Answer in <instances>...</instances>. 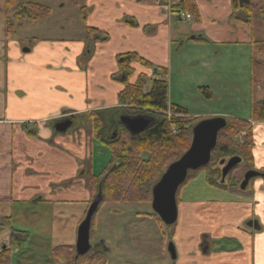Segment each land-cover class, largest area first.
<instances>
[{"label": "crops", "instance_id": "0c3cea01", "mask_svg": "<svg viewBox=\"0 0 264 264\" xmlns=\"http://www.w3.org/2000/svg\"><path fill=\"white\" fill-rule=\"evenodd\" d=\"M179 1L83 0L80 40L61 43L31 39L24 51L16 44L6 47L0 62V201L11 200V188L20 185L14 175L23 176L29 169H50L56 163L52 152L72 150L69 161L81 168L95 139L74 117L120 105L118 95L126 78L118 74L121 55L134 53L151 65L132 60L127 83L136 82L141 75L146 80L151 75L152 80L162 78L163 67L169 94L171 75L184 65V49L189 45L202 44L208 54L209 42L222 44L216 54H209L214 58L253 40V25L231 17L230 0H192L198 17L181 9L192 15L190 20L176 16L175 10L180 9L174 6ZM92 28L105 32L107 39H96L88 32ZM206 53L195 54L189 65L208 60ZM61 114L74 124L72 129L59 133L53 125L62 120ZM245 120L251 123L253 137L251 164L253 169L263 168L258 164L260 152L256 151L253 128L259 126L258 141H264V122L249 117ZM69 130L81 132L80 143L73 144ZM67 139L71 140L68 144L63 141ZM88 182L82 191L85 200L90 198ZM214 189L227 196L179 195L172 264H264V180L253 184L251 193ZM34 199L43 200L41 196ZM101 250L107 253L109 248L105 244Z\"/></svg>", "mask_w": 264, "mask_h": 264}, {"label": "rangeland", "instance_id": "374dc122", "mask_svg": "<svg viewBox=\"0 0 264 264\" xmlns=\"http://www.w3.org/2000/svg\"><path fill=\"white\" fill-rule=\"evenodd\" d=\"M26 2L45 5L49 7L50 14L37 20H23L9 32L5 29V19L11 17L19 7L16 5L7 9L4 0H0V62L9 44H16L20 51H24L31 44V39L61 43L80 40L83 0H19V3ZM252 35L250 44L233 47L224 55H216L214 58L209 57V54H216L222 44L219 46L209 42L208 54L202 44L186 47L184 65L171 75L169 102L185 108L194 117H250L253 104L264 100V54L257 51L253 42L264 35V0L254 1ZM202 53H206L204 57L208 60L203 58L201 64L190 66V58ZM153 77L151 75L146 80L145 89L150 86ZM203 85L210 87L213 97H204L198 88ZM73 124L72 121L70 127ZM258 127L253 128L254 144L256 151L260 152L258 164L264 166V141H258ZM69 131L68 136L73 139V144L80 143L81 132ZM70 139L63 141L68 144ZM94 141L87 157H83L84 164L79 165L80 169L69 161V154H74L72 150L63 153L56 151L52 152L56 163L51 164L50 169H29L24 171L23 176L14 175V180L18 179L20 185L11 188V200L0 201V217L10 218L9 224L0 226V250L4 243L8 244L7 238L15 230L26 231L28 238L23 246L12 249V264H65L54 257L53 248L76 243L78 227L91 207L94 213L91 239L103 241L109 248L105 253V264H172L169 245L173 243L177 220L172 224L164 223L154 215L150 202L98 204L99 196L91 202L82 199L88 177L100 174L110 159L109 149ZM25 145L28 146V143ZM23 156L33 157L30 154ZM41 157H45V154ZM213 165L217 166L218 161ZM253 166L241 161L226 177L227 182L232 177L238 180L247 170L264 173V167L255 166L253 169ZM262 180V176H256L244 189H240L239 185L230 189L251 193L254 190L253 184ZM56 182V186L51 185ZM178 193V196L184 193L192 197L227 196L207 185L204 170L198 171L194 178L183 184ZM40 196L43 200L35 202L34 198Z\"/></svg>", "mask_w": 264, "mask_h": 264}, {"label": "trees", "instance_id": "16d2710c", "mask_svg": "<svg viewBox=\"0 0 264 264\" xmlns=\"http://www.w3.org/2000/svg\"><path fill=\"white\" fill-rule=\"evenodd\" d=\"M162 2L163 0H156ZM231 17L239 18L245 24L253 25V0H230ZM7 9L18 5L11 17L5 19V29L13 31L16 24L23 20H37L50 14L49 7L34 3H19V0H4ZM186 9L198 17V9L192 0H180L174 8ZM239 13V15H237ZM95 38L106 40L107 34L97 29H88ZM257 51L264 54L263 38L253 41ZM122 62L118 74L126 75L125 87L119 93V106L91 110L75 115V122L85 124L91 136L110 151V159L98 175H91L88 182L91 202L99 196L98 204L102 202H150L152 186L157 182L167 166L178 159L189 147L193 126L202 120L201 117L190 116L187 110L168 101L167 71L161 67L162 78H154L148 89H145L146 77L139 76L136 82L127 83L131 73L129 63L132 60L151 66L134 53L121 55ZM117 74V75H118ZM205 98L213 95L207 86L199 87ZM145 115L147 126L137 132L130 133L121 122L122 116ZM251 121L264 122V100L257 101L251 108ZM225 125L218 131L216 144L211 150L207 164L188 171L185 180L177 188L175 198L183 184L195 177L200 170L205 171V181L208 186L218 189L237 187L240 179L232 177L227 182L236 165L225 177L221 178L219 161L233 155L241 157L245 163L252 162L253 138L251 123L245 119L225 116ZM240 138L239 141L236 139ZM146 155V157H143ZM218 161V165L213 164ZM229 180V178H228ZM154 215L158 217L155 213ZM93 216V215H92ZM159 218V217H158ZM92 220V218H91ZM8 216L0 217V226L9 224ZM92 226V225H91ZM92 227L90 228V230ZM93 231L91 230V235ZM28 238L26 231L15 230L9 235L8 244L0 250V264H10L12 249L21 247ZM53 255L65 264H101L105 263V253L90 251L75 256V245H59L53 248Z\"/></svg>", "mask_w": 264, "mask_h": 264}, {"label": "water", "instance_id": "95a60500", "mask_svg": "<svg viewBox=\"0 0 264 264\" xmlns=\"http://www.w3.org/2000/svg\"><path fill=\"white\" fill-rule=\"evenodd\" d=\"M27 50V49H26ZM121 122L130 133H137L143 130L148 123V119L143 115L135 117H121ZM72 121L70 118L54 123L56 132L67 130ZM225 125L222 116L204 118L197 122L192 128L191 142L187 150L175 161L171 162L162 173L157 182L152 186L151 206L154 213L161 221L172 224L177 218V205L175 194L179 185L185 180L188 170H194L208 163L210 153L216 144L218 131ZM241 162V157L233 155L219 161L222 165L220 181L223 182L228 172ZM262 176L264 173L256 170H247L239 184L240 189H244L250 179ZM93 214V207L89 208L85 218L80 223L76 237V254L81 255L90 250L89 231L90 221ZM169 252L171 258H175L173 245L170 243Z\"/></svg>", "mask_w": 264, "mask_h": 264}, {"label": "flooded vegetation", "instance_id": "af4514ba", "mask_svg": "<svg viewBox=\"0 0 264 264\" xmlns=\"http://www.w3.org/2000/svg\"><path fill=\"white\" fill-rule=\"evenodd\" d=\"M236 168V167H235ZM234 168V169H235ZM244 175V174H243ZM243 175L239 178L240 180L243 178ZM251 180V179H250ZM249 183V182H248ZM90 228H91V226H90ZM89 243H90V245H91V248H90V250H88V251H90V252H92V253H97V252H103L101 249L102 248H104V243H103V241H99L98 239H91L92 238V235H91V230L89 231ZM8 240H9V237L7 238V242H8ZM6 246V243H4V247ZM87 251V252H88ZM75 256H78L77 254L75 255ZM101 264H105V263H101Z\"/></svg>", "mask_w": 264, "mask_h": 264}, {"label": "built area", "instance_id": "2783aa9c", "mask_svg": "<svg viewBox=\"0 0 264 264\" xmlns=\"http://www.w3.org/2000/svg\"><path fill=\"white\" fill-rule=\"evenodd\" d=\"M175 14L180 19H191V15L189 13H184L183 11H175Z\"/></svg>", "mask_w": 264, "mask_h": 264}]
</instances>
